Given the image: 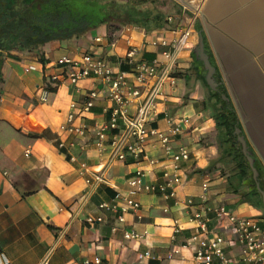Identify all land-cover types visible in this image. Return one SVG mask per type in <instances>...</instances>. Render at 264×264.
<instances>
[{"label": "crops", "instance_id": "1", "mask_svg": "<svg viewBox=\"0 0 264 264\" xmlns=\"http://www.w3.org/2000/svg\"><path fill=\"white\" fill-rule=\"evenodd\" d=\"M173 1L178 9L171 13L173 19L167 21V15L164 24L154 29L111 22L115 29L102 25L82 37L46 43L45 63L33 52L5 58L0 83V264H95V256L103 264H196L194 244L183 246L195 224L190 220L194 207L183 200L192 197L200 202L203 184L208 186L211 204H226L239 215L262 214L230 190L219 165L208 168L219 152L214 121L203 108L207 90L199 77L206 74L205 68L194 48L201 35L240 119L243 136L264 167V0ZM182 28H189L190 36L172 70L176 85L166 83L167 99L159 104L160 113L151 122L167 130V117L172 121L180 116L190 118L173 141L175 147L185 145L190 151L181 163V181L175 185L179 203L159 192H137L132 196L140 208L124 214L123 221L104 210L101 201L129 189L127 179L136 167L129 157L115 161L107 171L110 185L100 186L80 206L78 198L87 186L81 163L97 170L108 156V147L99 151L94 138L97 126L109 116L111 101L105 87L94 105L83 110L82 102L99 80H55L52 75L63 70L57 60L62 55L79 59L88 52L106 59L115 69H126L128 64L119 59L130 46L140 50L138 58L165 60L163 47L152 41L179 36ZM71 110L73 125H85L83 134L66 128ZM146 146L162 159L155 172L171 170L159 144L154 149ZM88 215L102 216V220L88 222ZM177 223L181 229L174 232ZM214 225L212 220L209 227ZM132 230L142 236L125 238L124 232ZM174 247L180 252L167 258ZM226 250L234 253L237 246L230 242ZM145 251L150 256L139 259L138 253Z\"/></svg>", "mask_w": 264, "mask_h": 264}, {"label": "built area", "instance_id": "2", "mask_svg": "<svg viewBox=\"0 0 264 264\" xmlns=\"http://www.w3.org/2000/svg\"><path fill=\"white\" fill-rule=\"evenodd\" d=\"M171 19L172 16L168 15L167 21ZM180 31L179 36L152 41V44L163 47L161 53L166 57L165 60L158 57L152 60L138 58L140 50L136 46H130L119 59V63L128 64L126 69H115L106 59L88 52L83 53L79 59L62 55L57 60L63 70L52 75L55 80L68 79L70 83L87 77L99 80L98 86L90 90L82 102L83 110L87 111L94 105L95 99L105 87L111 101L109 116L104 123L97 126L94 138V144L99 151L108 147V156L97 170H91L86 162L81 163L82 170L87 172V186L78 198L80 206H84L100 186L110 185L107 171L111 165L129 157L136 166L133 174L127 179L129 189L123 195L101 201L100 206L104 210L113 212L119 221H123L124 214L136 213L140 208V202L132 196L137 192H159L165 199L172 198L175 204L179 203L175 185L181 181V163L190 157V151L185 145L175 147L173 141L174 137L188 126L190 118L180 116L172 121L171 117H167L170 123L167 130L154 127L151 122L160 113L159 104L167 99L164 90L166 83L171 87L176 85L172 70L179 51L190 36L189 28H182ZM42 97L46 98L45 95ZM74 106L75 103L72 102L70 107ZM69 114L66 128L83 134L85 125H73L75 114L72 110ZM148 144L152 149L159 144L165 157L163 160H170L171 170L155 172L162 159L150 153L151 149L146 146ZM60 145L62 146V143ZM71 159L74 160L75 156ZM147 176L149 180L146 179ZM203 185L200 202L192 197L183 200L185 205L194 207L190 220L195 224L183 246L194 244L193 257L196 264H264V216L239 215L226 204H211L207 197L208 186ZM86 220L101 221L102 216L88 215ZM212 220L215 225L210 228L209 223ZM180 229L181 225L177 223L174 232ZM141 236V233L134 230L124 232L125 238ZM230 242L237 246V250L231 254L226 250ZM178 252L179 247L171 248L166 257L172 258ZM149 256L148 251L138 253L139 259ZM93 262L103 264L99 256H95Z\"/></svg>", "mask_w": 264, "mask_h": 264}, {"label": "trees", "instance_id": "3", "mask_svg": "<svg viewBox=\"0 0 264 264\" xmlns=\"http://www.w3.org/2000/svg\"><path fill=\"white\" fill-rule=\"evenodd\" d=\"M177 10L173 0H0V83L2 64L5 58H17L15 53L33 52L45 63L43 46L46 43L82 37L102 25L108 30L115 29L117 26L111 22L151 30L163 25L165 17ZM214 77L217 89L208 85L204 73L199 77L207 90L203 108L214 121L219 152L208 168L219 165L230 190L239 194L240 201L260 209L264 216L261 193L235 131L240 128L243 135L240 119L231 100L222 97L227 96L226 88L217 72ZM248 148L251 151L249 145ZM251 153L258 171L257 181L264 190V167L255 153Z\"/></svg>", "mask_w": 264, "mask_h": 264}, {"label": "water", "instance_id": "4", "mask_svg": "<svg viewBox=\"0 0 264 264\" xmlns=\"http://www.w3.org/2000/svg\"><path fill=\"white\" fill-rule=\"evenodd\" d=\"M194 52H195L196 58L202 61L204 68L206 69V74H205L206 82L208 83V85L212 89H217L218 82H216L215 77H214V72L216 69L214 68V66L211 64V62L209 60V57L207 54L208 52H206V50H205L204 42H203L201 35L199 36V41H198L196 47L194 48ZM222 97L225 100L227 99L225 94H223ZM235 131L239 136L238 140L241 143L242 151H243V153H245V156L249 162V165H250L251 169L253 170L252 173H253V177L255 179V184H256L257 189L261 193L262 202L264 205V190H262L260 188L259 182L257 181L258 171L256 170V167L254 166V157L252 156V153L248 148V144L246 142L245 137L240 133V128H236Z\"/></svg>", "mask_w": 264, "mask_h": 264}]
</instances>
